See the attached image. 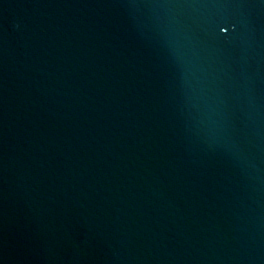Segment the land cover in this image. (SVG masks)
<instances>
[{
	"label": "water",
	"instance_id": "water-1",
	"mask_svg": "<svg viewBox=\"0 0 264 264\" xmlns=\"http://www.w3.org/2000/svg\"><path fill=\"white\" fill-rule=\"evenodd\" d=\"M0 264H264V0H0Z\"/></svg>",
	"mask_w": 264,
	"mask_h": 264
}]
</instances>
